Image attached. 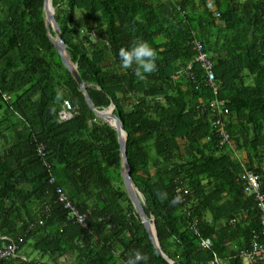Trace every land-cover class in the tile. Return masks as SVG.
<instances>
[{
  "label": "trees",
  "instance_id": "16d2710c",
  "mask_svg": "<svg viewBox=\"0 0 264 264\" xmlns=\"http://www.w3.org/2000/svg\"><path fill=\"white\" fill-rule=\"evenodd\" d=\"M44 2L0 0V247L17 246L0 264H125L133 250L148 264H171L126 190L116 129L91 109L49 37ZM53 6L94 105L114 103L124 124L131 174L163 252L178 264H241L240 251L262 235L244 174L260 175L264 193V0ZM136 40L158 56L144 80L120 66L119 49ZM194 40L210 54L227 102L225 143ZM65 102L69 119L59 115ZM178 193L182 203L172 205ZM206 238L212 244L203 247Z\"/></svg>",
  "mask_w": 264,
  "mask_h": 264
},
{
  "label": "water",
  "instance_id": "95a60500",
  "mask_svg": "<svg viewBox=\"0 0 264 264\" xmlns=\"http://www.w3.org/2000/svg\"><path fill=\"white\" fill-rule=\"evenodd\" d=\"M44 10H45V21L47 29L49 30L52 27L54 31V35L49 33V37L54 43L56 49L58 50L64 64L68 68V70L72 73L74 78L77 80L81 90L85 94L87 103L91 107V109L95 112V114L103 120V122L109 123L113 126L118 134V139L121 148V155H122V176L123 181L126 187V190L133 202L136 212L138 213L142 223L144 224L145 228L147 229L149 236L151 238L152 243L155 246L156 251L159 255H162L171 264H178L177 262L169 259L166 254L163 252L157 234V227L155 223V218L150 216L146 208L148 207L147 201L143 193L139 190L136 186L134 179L131 174L130 163L127 157V132L125 130L124 124L122 123L121 119L118 115L114 112L115 105L111 103V105L105 109L97 108L87 90L88 85L83 81L78 66L75 64L67 49V44L63 38V34L60 28V25L55 17V8L53 6V0H45L44 2Z\"/></svg>",
  "mask_w": 264,
  "mask_h": 264
},
{
  "label": "built area",
  "instance_id": "2783aa9c",
  "mask_svg": "<svg viewBox=\"0 0 264 264\" xmlns=\"http://www.w3.org/2000/svg\"><path fill=\"white\" fill-rule=\"evenodd\" d=\"M194 50L196 52L194 61L198 62L205 71V81L206 84L212 88L214 92V97L210 100L209 105L211 111L214 114L219 115V117L214 121V124L219 126L222 141L221 143L228 142L230 140V133L227 129L224 118L221 115H226L229 113L227 107V102L223 98H219V85L214 71V63L210 58V54L205 50V46L199 40H194ZM61 119H69L73 116L72 105L68 102H65L63 108L59 113ZM245 178V192L248 195H254L258 202V208L261 215V224H262V241L258 238L253 242L252 247L247 250H243L240 253L242 259L248 260L250 263H257L259 261H264V193L261 189V177L257 173L246 170L244 174ZM84 215L78 217L80 222L84 221ZM211 241V239H205L201 242V245L204 246V241ZM210 244V245H211ZM209 245V246H210ZM208 247V246H207ZM17 246L13 243H5L0 247V259L8 258L11 255L15 254Z\"/></svg>",
  "mask_w": 264,
  "mask_h": 264
},
{
  "label": "clouds",
  "instance_id": "9594fccd",
  "mask_svg": "<svg viewBox=\"0 0 264 264\" xmlns=\"http://www.w3.org/2000/svg\"><path fill=\"white\" fill-rule=\"evenodd\" d=\"M120 66L123 69H133L138 80L146 79V74H152L157 71V52L144 40L133 41L130 48L119 49ZM157 197L161 201L167 199V193H157ZM182 196L179 193L170 201L172 205L182 203ZM211 241H204V246L207 247ZM215 255V254H214ZM149 257L139 250H133L132 254L125 261V264H148ZM215 264V262H211Z\"/></svg>",
  "mask_w": 264,
  "mask_h": 264
},
{
  "label": "crops",
  "instance_id": "0c3cea01",
  "mask_svg": "<svg viewBox=\"0 0 264 264\" xmlns=\"http://www.w3.org/2000/svg\"><path fill=\"white\" fill-rule=\"evenodd\" d=\"M234 152H235V154L237 155V157L238 158H240L241 160H243L244 159V157H245V153L244 152H241V151H236V149L234 148ZM259 239V240H261L262 241V235L261 236H255V239H254V241L256 240V239ZM206 239H208V238H206ZM210 239V238H209ZM205 240V239H204ZM253 241V242H254ZM253 242H252V244H253ZM252 247V245L250 246V247H248L247 249H250ZM247 249H244V250H247ZM243 251V250H242ZM242 251H240V253L242 252ZM240 253H239V258H240V262H241V264H261V263H263L264 261H259V262H257V263H250L248 260H246V259H242L241 257H240ZM215 262V264H230L229 262H221V259H217L216 261H214Z\"/></svg>",
  "mask_w": 264,
  "mask_h": 264
}]
</instances>
